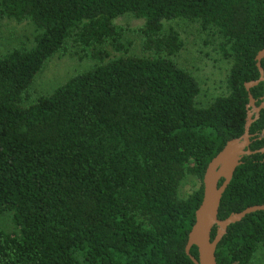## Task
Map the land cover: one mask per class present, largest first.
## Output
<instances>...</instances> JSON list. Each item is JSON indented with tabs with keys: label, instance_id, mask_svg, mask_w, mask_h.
Returning <instances> with one entry per match:
<instances>
[{
	"label": "trees",
	"instance_id": "16d2710c",
	"mask_svg": "<svg viewBox=\"0 0 264 264\" xmlns=\"http://www.w3.org/2000/svg\"><path fill=\"white\" fill-rule=\"evenodd\" d=\"M125 15L141 21L138 53L116 23ZM4 17L35 34L0 53V264H194L185 244L203 174L243 133L244 84L259 78L264 0H0ZM177 19L198 24L229 61L226 92L205 105L176 61L184 43L166 23ZM67 52L91 65L37 94L36 76ZM249 92L259 105L264 81ZM263 128L264 108L249 130L253 151ZM189 176L198 186L183 196ZM260 204L255 153L234 171L218 218ZM262 247L256 211L228 226L216 262L255 264Z\"/></svg>",
	"mask_w": 264,
	"mask_h": 264
},
{
	"label": "rangeland",
	"instance_id": "374dc122",
	"mask_svg": "<svg viewBox=\"0 0 264 264\" xmlns=\"http://www.w3.org/2000/svg\"><path fill=\"white\" fill-rule=\"evenodd\" d=\"M126 29V38L134 43L132 52L138 53V27L141 21L130 15L116 20ZM175 28L182 37L183 48L176 56L177 63L189 70L199 81L201 92L199 103L205 105L214 96L226 92L225 79L229 61L222 59L211 44L212 37L200 30L198 24L186 19H177L166 23ZM35 34L34 28L27 22L17 23L6 17L0 18V53L20 42H31ZM91 65L88 60L80 59L70 52L54 55L36 76L34 88L37 94H47L63 83L71 75L87 69ZM198 186L197 180L189 176L181 185V195H187ZM255 264H264V247L255 254Z\"/></svg>",
	"mask_w": 264,
	"mask_h": 264
},
{
	"label": "water",
	"instance_id": "95a60500",
	"mask_svg": "<svg viewBox=\"0 0 264 264\" xmlns=\"http://www.w3.org/2000/svg\"><path fill=\"white\" fill-rule=\"evenodd\" d=\"M264 58V48L255 56L256 66L259 71V78L246 82L245 89L248 91V103L246 105V118L243 133L228 140L223 148L210 160L203 174V195L200 205L195 211V221L192 225L185 244V253L190 257L194 264H217L215 251L218 243L227 233L229 225L240 221L247 214L264 211V204L253 205L244 210L231 213L225 219L218 218V208L222 194L229 185L234 171L241 164L242 158L255 153H264V146L257 150H251V139L254 135L249 130L258 117L259 112L264 108V93L261 103L256 105V100L249 90L264 81V70L261 67V60ZM264 135V128L260 136ZM222 183L219 185V181ZM215 228V235L211 239V231ZM192 246L197 247V259L190 254Z\"/></svg>",
	"mask_w": 264,
	"mask_h": 264
},
{
	"label": "flooded vegetation",
	"instance_id": "af4514ba",
	"mask_svg": "<svg viewBox=\"0 0 264 264\" xmlns=\"http://www.w3.org/2000/svg\"><path fill=\"white\" fill-rule=\"evenodd\" d=\"M260 103H261V101H260ZM260 103H259V104H260ZM258 116H259V115H258Z\"/></svg>",
	"mask_w": 264,
	"mask_h": 264
}]
</instances>
